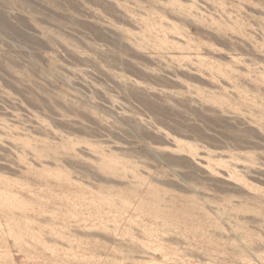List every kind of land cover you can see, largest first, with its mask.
<instances>
[{"label":"rangeland","instance_id":"374dc122","mask_svg":"<svg viewBox=\"0 0 264 264\" xmlns=\"http://www.w3.org/2000/svg\"><path fill=\"white\" fill-rule=\"evenodd\" d=\"M0 264H264V0H0Z\"/></svg>","mask_w":264,"mask_h":264}]
</instances>
